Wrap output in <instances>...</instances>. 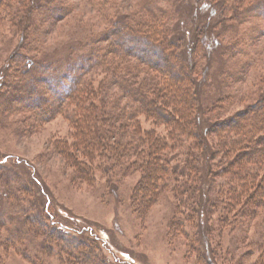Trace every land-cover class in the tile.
<instances>
[{
  "label": "rangeland",
  "instance_id": "374dc122",
  "mask_svg": "<svg viewBox=\"0 0 264 264\" xmlns=\"http://www.w3.org/2000/svg\"><path fill=\"white\" fill-rule=\"evenodd\" d=\"M46 1L0 0V264H206L201 256L205 240L213 249L212 264H264V215L240 230L230 216L220 222L224 212L217 203L209 214L213 232L204 237L202 222L178 203L169 185L151 204L148 194L144 203L140 191L136 193L144 157L122 159L101 145L90 150L84 134L87 119L104 132L116 126L105 110L114 101L121 108L128 102L125 94L116 100L114 94L121 90L110 85L111 74L104 67L79 73L89 84L78 106L80 98L70 95L59 103L46 85H25L20 75L26 67L30 77L46 78L55 68L67 69L65 62L70 68V63L84 61L92 46L107 45H93L89 38L110 30L115 17L128 24L146 19L145 32L164 30L178 40L192 78L190 92L208 126L254 105L264 94V0H48L43 6ZM55 1L70 7L60 19L47 13ZM255 6L260 8L252 10ZM231 9L238 19L231 17ZM17 10L26 28L16 22L19 17L10 20ZM218 12L226 17L217 30L233 27L212 36L208 22ZM192 23L193 34L185 35ZM198 34L201 41L195 48ZM229 44L236 52L232 48V53L220 55ZM120 64L124 84L144 76V71L136 78L128 75L136 73L135 59L126 56ZM102 80L106 88H99ZM28 85L36 91V96L29 95L36 104L31 101L29 107L14 101V89ZM40 95L46 102L38 113ZM88 107L96 110L92 118L86 117ZM135 120L141 121L142 130L155 127L156 134H167L164 125L153 126L142 116ZM182 141L172 153L165 149L164 156L188 161V151L195 165L198 152L190 141ZM193 180L188 178V186L195 185ZM214 195L205 192L195 201L206 203ZM179 199L185 201L186 195Z\"/></svg>",
  "mask_w": 264,
  "mask_h": 264
},
{
  "label": "trees",
  "instance_id": "16d2710c",
  "mask_svg": "<svg viewBox=\"0 0 264 264\" xmlns=\"http://www.w3.org/2000/svg\"><path fill=\"white\" fill-rule=\"evenodd\" d=\"M47 1L43 6L50 3ZM51 4L47 13L57 14L58 19L67 15L70 10L69 5L63 1H55ZM0 5L3 3L0 2ZM4 7L7 5L5 4ZM258 8L260 7L255 6L252 10ZM247 11L248 7L243 13ZM144 12L147 13L148 8ZM230 12L231 17L239 18L237 16L239 13L235 10L231 9ZM214 16L208 22V34L218 36L223 31H228L229 28L231 30L233 26L229 25H225V29L217 30V26L226 16L223 12H218ZM16 17H19L18 10L11 13L10 20ZM154 17L156 18L155 15ZM23 19L22 15L16 22H19L20 26L23 24L26 28L28 23H23ZM141 22L132 21L128 24L124 19L115 17L111 21L110 30L89 38L93 45L102 42H107V45L92 46L93 51L87 54L84 61L77 62V64L72 62L70 68L69 62H65L67 69L59 72L58 68H55L46 78L30 77L26 67L20 75L25 78V85L32 81L46 85L52 96L58 97L57 102L59 103L67 100L70 95L80 98L75 102L77 105L83 101L81 96L88 91L87 85L89 84L86 85L85 81L80 79L79 73L87 72L88 68L94 66L104 67L105 72L111 74L110 85L113 87L116 85L121 90L120 93L114 94L116 100H120L125 94L128 102L124 104L125 107L121 108L114 101L111 104V110H105L110 113L109 120L114 121L116 126L109 125L104 132L99 131L93 124L94 122L87 119V124H84L87 132L85 131L84 134H86L90 150L93 151L92 147L96 148L101 145L103 149L104 147L105 150L109 148L116 157L122 159L144 157L143 174L135 189L136 193L140 191L144 203L146 199L144 195L148 194L147 204H151L155 202L159 191L167 189L169 185V192L174 194L178 203L186 205L190 216L198 217L202 222L204 237H210L213 232V229L208 226L211 220L209 214L211 207L217 203L221 204L222 212H224L220 222L230 216L229 220L243 230L249 221L258 215H264V94L255 101L254 105L208 126L203 125L201 110L197 104L198 99L190 92L192 78L187 72L186 60L182 57L183 54L181 55L178 40L173 39L172 35L164 30L163 32L160 30V34L152 33L151 35L144 29L148 21L144 19ZM158 26L162 28V25ZM194 29L195 24L193 23L192 27L187 28L186 26L185 35H192ZM200 41V34H198L193 46L199 47ZM232 48L236 52V47L233 45L224 46L220 55L232 53ZM110 53L112 57L107 56ZM126 56L135 59L137 63L133 67L136 73L128 72V75L136 78L139 71H144V76L133 82L129 80L124 84L120 63ZM138 65L142 66L140 70ZM72 69L75 71L73 75L71 74ZM127 70L131 71V68ZM103 82L105 81L102 80L99 83V88L103 86ZM31 87L28 85L20 90L14 89L17 92L14 101L17 104L26 102L28 107L32 105L29 102L33 100L29 97L33 94L36 96V91ZM38 98L39 101L35 107L40 113L43 110L40 106L46 100L42 98V95ZM33 104H36V101ZM94 111H96L94 107H88L86 117L92 118L95 115ZM102 111L104 113V109ZM139 116H142L144 121H150L153 126L164 125L167 134L165 136L156 134L155 127L142 130L140 120L132 121L133 117ZM82 125L81 121L80 127ZM185 139L190 141L189 146L198 152L196 156L194 155L195 165L188 159L192 155L188 151L184 152L188 161L179 160L174 155L167 158L163 154L165 149L172 153L173 149L181 147L182 140ZM175 159L178 160V164L172 163ZM192 173L193 176H190ZM218 177L224 180L216 182L215 179ZM188 178H193L195 185L188 186ZM209 191L216 194L213 196L214 200H208L206 203L195 201ZM183 194L186 195L185 201L179 199ZM2 219L3 215L0 213V224ZM53 232L56 231L53 230ZM204 244L202 259L206 261V264H212L211 243L205 240ZM197 251H200L199 248ZM210 257L212 258L209 260Z\"/></svg>",
  "mask_w": 264,
  "mask_h": 264
}]
</instances>
